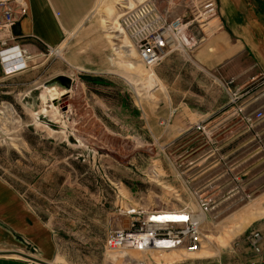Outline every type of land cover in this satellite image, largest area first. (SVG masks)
Instances as JSON below:
<instances>
[{"label": "rangeland", "instance_id": "rangeland-1", "mask_svg": "<svg viewBox=\"0 0 264 264\" xmlns=\"http://www.w3.org/2000/svg\"><path fill=\"white\" fill-rule=\"evenodd\" d=\"M140 1L96 0L89 18L102 28L106 39L99 43L107 47L105 65L92 63L96 52L86 46L96 43H76L59 45L53 52L44 50L14 78L3 77L0 67V101L10 103L14 111V116L0 114L4 132L0 133V175L51 228L59 264H158V260L194 264L191 257L201 255V250L213 253L264 220L262 176L255 181L262 183L256 192L253 187L257 185L249 183L252 172L264 168V159L250 156L253 146L246 142L234 158L242 171L239 191L221 193L220 187L212 193L217 205L199 211V201L207 199L203 184L207 169L210 176L218 174L214 182L221 185L215 104L202 121L192 107L173 117L169 108L181 101L205 106L215 101L206 93H214V85L224 91L230 86L209 81L188 53L175 60L173 70L166 74L172 83L163 86L156 72L161 62L148 68L127 37L115 39L110 29L124 7ZM153 1L166 20L193 38L188 48L179 51L192 49L211 36L214 0ZM177 69L182 71L174 82ZM60 74L71 78L69 89L54 81ZM84 77L106 83L89 84ZM24 88L25 95L15 94L14 90ZM229 119L240 121V116L234 113L224 121ZM182 123L189 126L184 131ZM208 124L215 126L204 130ZM205 153L213 159L206 161ZM235 160L229 155L225 164L230 178ZM129 205L153 215L184 210L200 214L202 247L195 253L170 249L150 254L134 248L107 249L109 231L127 226L123 211Z\"/></svg>", "mask_w": 264, "mask_h": 264}, {"label": "crops", "instance_id": "crops-1", "mask_svg": "<svg viewBox=\"0 0 264 264\" xmlns=\"http://www.w3.org/2000/svg\"><path fill=\"white\" fill-rule=\"evenodd\" d=\"M21 1L27 5L28 12L18 20L13 32L16 30L20 36L18 41L26 54L27 62H30L33 57L43 55L47 46L57 48L62 44L96 43L93 46H86L96 52L97 60L90 62L105 65L106 57H108L105 52L107 47L101 46L99 43H104L106 39L103 37L102 28H98L94 20L89 18L96 0ZM214 4L216 5V14L211 36H207L205 41L192 49L168 53L156 67L158 80L163 86H168L169 83H172L166 75L168 70H173L175 66L173 63L177 58L183 53H188L192 63L197 65L199 73L207 76L209 81L220 86L221 83L230 82L229 85L227 84L230 86V90H220L214 85V93L213 90L206 92L211 93L214 102H206L205 106L202 104L194 106L181 101L178 105H170L168 113L170 117L179 116L182 110H190L192 107L200 114L198 119L202 121L212 113L209 109L211 110L215 104L221 185L214 182L218 174L210 176L211 172H208L207 169V176L203 184L204 188L208 189L207 199L210 200L211 209L217 205L216 202H213L214 194L212 195V193L214 190L221 187V193L233 192L235 194L240 189L241 184L238 181L242 171L237 168L239 166L238 159H234L240 144L250 143L253 146L249 152L250 156L259 155L264 159V151L260 146V143L264 142V120L253 129H246L244 123L238 119L224 121L226 117L235 113V105L230 104L232 91L241 92L243 95L241 100L236 103L249 100L248 108L264 107V94L260 92L258 83H255L247 91H241L245 86L252 85L259 76L264 75V0H214ZM108 11L111 13L112 9ZM176 71L177 74L173 79L177 81L173 80L174 82H178V74L182 69ZM20 73L22 72L15 73L8 78H14ZM150 75H154V73ZM14 92L20 97L21 93L26 94V88L22 92L18 89ZM15 94L10 97L13 98ZM18 103L19 106L24 107L22 102ZM227 111L229 115L225 116ZM181 125V131L189 127L183 123ZM212 126L214 128L215 125L208 124L206 127L204 125L203 129L207 130ZM262 145L264 146V143ZM229 155L236 161L232 163L233 178H230L225 165ZM210 157L212 156L209 154L204 155V159L208 162L213 159ZM251 175L253 180L249 183L256 184L255 181L259 180L261 176V182H264V168L253 171ZM260 184L262 183L258 185L260 186ZM258 185L253 187L255 192ZM261 196L264 197V191ZM232 203H237V201ZM251 229L264 230V220L255 224ZM244 233L240 232L234 236L229 244L218 246L213 253L201 250V255L191 257L192 262L194 264H248L256 256L246 243L239 240ZM180 250L175 249L176 252H180ZM56 252L54 236L49 225L40 218L22 193L0 175V264H59L55 260ZM146 253L150 254V252ZM171 257H173L172 254L167 256V259H171ZM180 257L184 259L181 254ZM160 261L155 262L172 264Z\"/></svg>", "mask_w": 264, "mask_h": 264}, {"label": "built area", "instance_id": "built-area-1", "mask_svg": "<svg viewBox=\"0 0 264 264\" xmlns=\"http://www.w3.org/2000/svg\"><path fill=\"white\" fill-rule=\"evenodd\" d=\"M28 12L27 5L21 0H0V67L3 76L14 75L27 67V57L18 41L19 36L13 32L18 20ZM116 24L110 29L115 39L124 36L137 51L139 60L148 68H154L172 51L188 48L193 39L183 33L180 25L166 20L159 13L153 0H142L133 7H124L118 14ZM57 48L46 47L48 52ZM11 65V68L8 67ZM230 82H226L229 84ZM258 83L264 94V75L259 76L252 84ZM246 87L241 91H247ZM242 93L231 92V103L234 112L240 116L246 129H253L264 120V107L248 108L249 100L236 103ZM9 112L14 116L11 104L0 101V114ZM0 133H4L0 130ZM212 208L210 200L201 199L199 211ZM179 218L169 217L154 219L153 214L133 205L124 208L127 226L111 229L105 239V247L111 250L134 248L145 252L155 250L181 249L195 253L202 247L203 233L200 229V214L191 210L181 211ZM185 218V219H181ZM246 243L256 258L249 264H264V230L250 229L239 239Z\"/></svg>", "mask_w": 264, "mask_h": 264}, {"label": "water", "instance_id": "water-1", "mask_svg": "<svg viewBox=\"0 0 264 264\" xmlns=\"http://www.w3.org/2000/svg\"><path fill=\"white\" fill-rule=\"evenodd\" d=\"M53 79L60 85L62 84L66 89H69L72 84L71 78L63 74H60V76L54 77Z\"/></svg>", "mask_w": 264, "mask_h": 264}, {"label": "bare ground", "instance_id": "bare-ground-1", "mask_svg": "<svg viewBox=\"0 0 264 264\" xmlns=\"http://www.w3.org/2000/svg\"><path fill=\"white\" fill-rule=\"evenodd\" d=\"M118 17V16H117ZM9 66V65H8ZM11 68V65L8 67V69ZM183 214L182 213H172V212H169V213H155L153 215L154 219H164V218H169V217H174V218H179L180 216H182ZM201 217V216H200ZM138 251V250H137Z\"/></svg>", "mask_w": 264, "mask_h": 264}, {"label": "trees", "instance_id": "trees-1", "mask_svg": "<svg viewBox=\"0 0 264 264\" xmlns=\"http://www.w3.org/2000/svg\"><path fill=\"white\" fill-rule=\"evenodd\" d=\"M14 32L16 33V35H18L19 36V34L17 33V31L16 30H14ZM19 38H20V36H19ZM83 81L84 82H86V83H94V84H103V85H105V83L106 82H104L102 79H100V78H95V77H90V78H88V77H84L83 78Z\"/></svg>", "mask_w": 264, "mask_h": 264}, {"label": "snow or ice", "instance_id": "snow-or-ice-1", "mask_svg": "<svg viewBox=\"0 0 264 264\" xmlns=\"http://www.w3.org/2000/svg\"><path fill=\"white\" fill-rule=\"evenodd\" d=\"M181 219H185V218H181Z\"/></svg>", "mask_w": 264, "mask_h": 264}]
</instances>
